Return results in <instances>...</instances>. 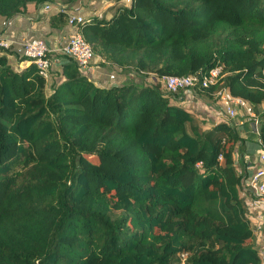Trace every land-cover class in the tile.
<instances>
[{
    "label": "trees",
    "instance_id": "obj_1",
    "mask_svg": "<svg viewBox=\"0 0 264 264\" xmlns=\"http://www.w3.org/2000/svg\"><path fill=\"white\" fill-rule=\"evenodd\" d=\"M62 1L51 27L78 2ZM28 3L55 0H0V16ZM72 25L98 67L138 81L95 85L64 55L46 79L0 48V264H263L243 198L252 171L234 160L243 134L199 126L160 79L220 68L197 94L225 88L257 110L264 0H115ZM256 145L264 156V112Z\"/></svg>",
    "mask_w": 264,
    "mask_h": 264
},
{
    "label": "built area",
    "instance_id": "obj_2",
    "mask_svg": "<svg viewBox=\"0 0 264 264\" xmlns=\"http://www.w3.org/2000/svg\"><path fill=\"white\" fill-rule=\"evenodd\" d=\"M99 1V0H98ZM124 1V0H122ZM128 2L130 0H127ZM125 2V3H128ZM52 4L43 6L45 11L52 9ZM57 11L64 10L61 7H55ZM69 16V25L74 21L81 22L84 15L81 12V5L75 4L72 9L67 10ZM100 16V15H99ZM0 48L10 50L15 54L34 63L38 70V74L46 79H50L52 63L50 54L69 56L77 65L80 72L87 76V74L99 62V58L92 52L90 46L83 41L81 36L75 31L57 50H50L44 39L39 36H31L25 38L19 44H15L10 40L0 39ZM220 68H214L201 76H164L160 79L162 87L169 93H176L178 90H190L195 84H199L202 88H209L214 86L219 78ZM117 73H110L108 80L110 83H116ZM214 96L219 99L223 112L230 120V126L238 129L241 121H237L238 112L242 111L245 116L255 117L264 112V102L255 110L244 99L232 96L225 88L217 89ZM259 122V120H257ZM257 125V123H256ZM257 134V129H256ZM259 166L252 171L249 181L248 189L251 196L258 200L260 209L264 217V156L259 155ZM243 198H245L243 196ZM246 205V204H245ZM264 228L258 223L254 226V235L258 238V253L264 264V233H260Z\"/></svg>",
    "mask_w": 264,
    "mask_h": 264
},
{
    "label": "crops",
    "instance_id": "obj_3",
    "mask_svg": "<svg viewBox=\"0 0 264 264\" xmlns=\"http://www.w3.org/2000/svg\"><path fill=\"white\" fill-rule=\"evenodd\" d=\"M105 2L107 3L106 4L107 7H109L110 5H108V3L110 2H108L107 0H99V1L98 0H92V1L87 0V3L85 2L86 4H84L86 5L85 8H82L81 12L84 16H91V15L99 16L100 14L98 13L101 11H104L107 8V7L104 8L103 6ZM76 4H80L79 0ZM66 5L67 4L63 2L62 0H55V3L52 4L53 8L50 9L49 11H45L43 9V6H37L34 3H28L24 12L13 17L8 23H5L3 18L0 16V39L10 40L15 44H19L21 41H23L27 37L39 36L44 39L47 47L50 50H57L63 44L66 43V39L75 32V28L73 25H69V24H67L63 28L51 27L49 25V17L52 14L57 13V10L55 7L65 8ZM55 55H56L55 53L50 54L53 71H57L59 68L57 65ZM9 61L13 67L18 68V69L23 68L28 64L27 61H22V62L18 61L14 56H10ZM93 70L101 73L100 77L103 78V80L105 77H107V80H106L107 82L98 83V82L93 81L95 85H99V86L108 85L110 83L108 80V75L110 73H115L114 71L109 72L100 67L99 68L94 67ZM104 74H106V76ZM120 77L122 79L124 78V76H120L117 74L118 79L116 78V81H119V82L123 81ZM203 97L204 95H198V98L201 100L200 104L205 108L204 114L208 115L209 113L208 111L212 112V115L210 114L211 116H208V119H210L212 123L214 122L230 123V120L227 118V116L220 109L219 106H213L211 101H209L208 99H205L206 96L204 98ZM179 100L180 101L178 102V104L185 107L188 105V101H190L191 98L183 99V97H180ZM193 111H196V110L193 109ZM189 112L192 113L191 111ZM195 118L199 119L197 118V115L195 116ZM238 120L241 121L240 123L241 125L238 126V130L244 136L245 152L250 153L251 151H253V149L258 148V146L256 145V129H257L256 123H258L257 120H259V116L257 115L255 117H248V116H245L242 111H239L238 116H237V121ZM198 122H199V126L200 125L205 126L208 124L205 122H200L199 120ZM252 168H255V167L249 166L248 169H252ZM251 206L253 208L251 207L250 209H248L249 219L251 221V224L255 225V224H258L264 221V217H262L263 220L257 217V215H259L258 214L259 209L258 207H256L257 206L256 203L255 204L253 203ZM255 244H258L257 237H255Z\"/></svg>",
    "mask_w": 264,
    "mask_h": 264
},
{
    "label": "rangeland",
    "instance_id": "obj_4",
    "mask_svg": "<svg viewBox=\"0 0 264 264\" xmlns=\"http://www.w3.org/2000/svg\"><path fill=\"white\" fill-rule=\"evenodd\" d=\"M92 1V0H91ZM108 2H110V3H108V5H111L112 3H114L115 2V0H107ZM87 3V0H79V3L81 4V9L82 8H85V6L86 5H84V4H86ZM124 2H128L127 0H124ZM107 3L105 2V4L103 5L104 6V8L105 7H107V5H106ZM106 5V6H105ZM104 11H101V12H99L98 14H102ZM96 68L98 67L97 65L95 66ZM99 68V67H98ZM101 68V67H100ZM93 70V69H92ZM90 71L88 74H87V78L91 81V82H93V81H95V82H107L106 80H107V77H105L104 78V80H103V78H101L100 76H101V73H99V72H97V71ZM110 72V71H109ZM105 76H106V74H104ZM120 76H124V75H122V74H119ZM126 77V78H125ZM121 78V77H120ZM118 79V78H117ZM122 79V78H121ZM134 80V77H131V76H124V78L122 79L123 81H121V82H124V81H128V80ZM103 80V81H102ZM120 80V79H119ZM134 81H138V79H136V80H134ZM121 82H119V81H116V83H121ZM177 96H181V97H183V99L184 98H191V103H190V101H188V105L187 106H185V108L187 109V110H189V111H191L195 116L197 115V118H199V119H197V120H199L200 122H205V123H211V120L210 119H208V116H211L212 115V112H210V111H208L209 113H208V115L207 114H204V110H205V108L200 104V99L198 98V94H197V92H196V90H195V88H191L190 90H185V91H183L182 93H180V94H177ZM205 97V96H204ZM203 97V98H204ZM193 98V99H192ZM198 99V100H197ZM205 99H208L209 101H211V103H212V105L213 106H219L220 107V109L222 110V107H221V105H220V102H219V99L217 98V97H214V96H209V97H205ZM193 109H195L196 111H193ZM223 111V110H222ZM196 112V113H195ZM211 114V115H210ZM208 119V120H207ZM235 127V126H234ZM236 130L237 131H239L238 129H237V127H236ZM254 134V133H253ZM262 152H261V150L260 149H258V148H256V149H253V151H251L250 153H246L245 152V154H242V155H239V153H234V160H235V166L240 170L241 168H242V165L241 164H239V160L242 158V161L243 162H245V164L248 166H254V167H258L259 166V155L261 154ZM256 164V165H255ZM249 166H248V168H249ZM249 170H254V168H252V169H249ZM243 196L245 197L244 198V202H245V204H246V207H247V210L248 209H250L252 206V204L254 203H256V207H258V214L259 215H257V217L258 218H260L261 220H263L262 219V217H263V212H262V210L260 209V205L258 204V200L257 199H255V197H253V196H251V193H250V191L249 190H247V191H245L244 193H243ZM253 202V203H252ZM253 208V207H252ZM260 224H261V228H264V221H262V222H260ZM253 225V224H252ZM256 225V224H255ZM255 225H253V228H254V226ZM260 233H264V230H262ZM255 237H256V235H255ZM256 248H258L259 246H258V244H255L254 245Z\"/></svg>",
    "mask_w": 264,
    "mask_h": 264
}]
</instances>
